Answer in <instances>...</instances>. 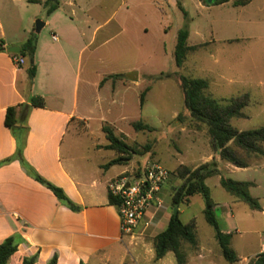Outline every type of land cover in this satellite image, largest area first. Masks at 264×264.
<instances>
[{
    "label": "crops",
    "instance_id": "obj_1",
    "mask_svg": "<svg viewBox=\"0 0 264 264\" xmlns=\"http://www.w3.org/2000/svg\"><path fill=\"white\" fill-rule=\"evenodd\" d=\"M7 1L17 6L15 12L5 18V26L0 17V41L4 49L0 52V163L9 160L0 166V243L14 235L25 241L18 246L8 264H22L24 258L34 255L37 256L35 264H47L55 254L56 264H176L172 253L155 261L152 245L146 251L135 246V234L131 238H123L117 207L108 203L107 184L122 174L137 177L141 167L129 165L133 154L127 162L106 167L110 161L122 156L105 149L108 141L102 129L111 128L114 135L125 142L127 137L121 132L120 123L128 118L122 113L128 103L132 104V111L142 110L143 98H140L149 91L146 87L141 94L138 92L129 100L128 92L117 90L115 84L109 85L108 81L125 78L131 86L138 87L146 75L140 74L135 67L127 69L121 77L96 71L94 83L91 82L89 61L94 53L86 54L100 26L91 30L85 13L87 10L83 7L85 0L79 3L60 0L58 8L41 19L42 22L36 21L35 25L34 20L46 13L42 4L45 0H34L39 3L0 0V9H5ZM30 5L39 10L31 12ZM20 6L25 8L24 11H20ZM79 12L82 16H78ZM37 24L40 25L38 33L35 32ZM116 27L118 31L114 36L126 33L121 24ZM45 31L48 33L46 36L43 35ZM31 33H41L33 55L35 74L32 79L27 71L28 59L22 58L24 63L16 66L8 52L12 47L21 51ZM190 36L188 32L190 53L206 49L207 43H189ZM129 39L135 42L137 34ZM185 67L190 72L198 68L203 76L211 73L199 66L196 60H189ZM208 79L205 77L203 80L209 86ZM33 96L43 98L44 106L31 109L25 120L27 132L22 158L41 178L62 189L67 198L80 208L77 212L60 203L47 187L30 177L14 159L17 143L5 126L6 110L28 103ZM19 116L18 109L17 118ZM81 135L94 137L83 152L76 147ZM106 152L114 153L109 160L103 157ZM212 160L221 161L215 153L204 162ZM164 187L160 193L161 203L162 196H165L162 195ZM223 207L226 209L220 216L224 223L223 231L231 236L227 225L234 216L227 203ZM170 214L171 206L162 207L161 204L149 210L141 224L148 223V227L159 229L160 233L167 226ZM195 235L196 246L185 251L186 264H230L223 258L221 250L209 242L199 241ZM246 244L248 249H255L247 257L240 255L230 242V248L238 258L233 264H248L264 252L262 237L253 245L249 241Z\"/></svg>",
    "mask_w": 264,
    "mask_h": 264
},
{
    "label": "rangeland",
    "instance_id": "obj_2",
    "mask_svg": "<svg viewBox=\"0 0 264 264\" xmlns=\"http://www.w3.org/2000/svg\"><path fill=\"white\" fill-rule=\"evenodd\" d=\"M75 1L79 3L80 0ZM236 1L243 0H227L224 4H218L217 0L84 1L91 30L100 26L86 54L94 53L89 61L91 82L94 83L96 71L120 76L132 67L148 76H144L138 87L131 86L125 78H111L108 82L109 85L114 83L117 90L128 92L129 100L149 87V91L142 96V110L134 112L132 104H127L122 114L128 119L120 123V130L127 137L124 141L136 151L129 163L131 167L140 165L142 168L148 159L169 172V179L163 186L162 195L165 196H162V207L170 205L173 189L182 183L176 175L177 171L181 167L193 170L215 154L206 125L192 120L184 106L181 76L210 78L204 94L220 101L222 106L232 99L243 101L247 96V105L239 116L230 118L229 125L240 132L264 130V0H249L245 5L235 6ZM5 5L4 10L0 9L4 26L7 23L5 18L13 14L17 6L9 1ZM19 8L20 11L25 9L23 6ZM29 9L35 13L39 10L31 5ZM78 16H82V12ZM44 18H47L46 13L36 18L34 25ZM118 24L125 28L126 33L114 36ZM182 29L191 34L189 43H207V47L187 53L183 66L176 68L173 52L177 33ZM46 34V31L43 32L44 36ZM134 34L138 37L135 42L129 39ZM40 36L41 33L36 35L37 38ZM189 60H196L199 66L209 69L210 76H203L198 68L192 72L185 69ZM136 122L153 131H135L133 123ZM93 138L81 135L76 147L83 152ZM229 146L248 167L237 168L220 159L216 162L219 174L207 178L204 184L214 205L218 228L227 237L229 247L232 241L240 255L248 256L255 249H248L246 241L253 245L255 240L264 238V158L248 154L233 144ZM113 154L106 152L103 157L109 160ZM221 178L246 184L243 194L253 199L260 209H252L242 200L243 195L227 192L220 184ZM226 203L234 216L227 225L231 236L224 233V223L220 220L222 212L226 211L223 207ZM203 209V199L195 196L189 206L180 208V219L183 223L194 219L199 241L209 242L220 250L214 239V229L205 222ZM158 232L159 229L145 228L141 224L135 232V246L146 251ZM182 249L185 252L191 247L184 243Z\"/></svg>",
    "mask_w": 264,
    "mask_h": 264
},
{
    "label": "trees",
    "instance_id": "obj_3",
    "mask_svg": "<svg viewBox=\"0 0 264 264\" xmlns=\"http://www.w3.org/2000/svg\"><path fill=\"white\" fill-rule=\"evenodd\" d=\"M217 1L218 4L227 2V0ZM248 1L249 0L236 1L234 2V5H245ZM30 3H39V1L32 0ZM42 4L45 8L46 15L51 14L58 8V0H45ZM187 39V30H179L176 36V44L173 52V59L176 68H181L183 66L187 53L192 49L187 46ZM36 41V35L31 33L21 46L20 53L18 55L11 54L15 57L28 59L29 67L27 71L30 79H32L35 74L33 55ZM3 51L2 42L0 41V52ZM180 87L183 93L184 106L188 111L190 118L206 125L208 134L211 138L212 147L220 159L237 168L248 167L247 163L239 160L229 144H233L235 147L248 154L259 155L264 158V150L262 149V144H264L263 129L240 132L229 125L230 118L239 116L240 111L247 105V96H244L243 101L232 99L229 100L227 105L222 106L220 101L207 97L204 94V91L208 88V82L206 80L190 79L181 76ZM43 106V98L33 96L29 99L28 103L17 107H10L6 110L4 123L12 132L17 143V150L14 159L20 162L30 177L41 185L47 187L60 203L68 209L77 212L80 208L67 198L62 189L41 178L22 158V148L24 146V138L27 132L25 120L31 109L42 108ZM18 109L20 111V116L17 118ZM133 128L135 131H153V129L141 122L134 123ZM102 130L108 141V145L105 146V149L114 151L122 156L110 161L106 167L129 161L132 154H135L136 151L117 138L111 128L104 127ZM8 161L9 160H6L0 163V166ZM218 174L219 170L215 160L205 163L193 170L181 167L177 171L176 175L182 183L177 188H174L170 195L171 214L167 226L153 238L152 247L155 261L162 259L167 253H172L176 264H186V253L183 251L182 245L187 243L191 248L196 246V222L195 220H191L188 223H183L180 219V208L182 206H187L190 198L196 195L200 196L204 201V219L206 223L214 229L215 239L219 245L223 258L230 264L238 261L234 251L229 247L227 237L223 236L218 228V222L213 213L214 205L209 198L208 189L204 184V181L207 178ZM220 184L230 194L237 196L243 195L242 200L252 209H260L253 199L243 194L242 189L246 184L224 178H221ZM108 203L110 205H117L118 200L108 193ZM24 242L25 241L20 236L14 235L0 243V264H8L10 258L16 253L18 246ZM36 259V255L24 258L22 264H35ZM56 263L57 255L55 254L47 264ZM248 264H264V252L250 260Z\"/></svg>",
    "mask_w": 264,
    "mask_h": 264
},
{
    "label": "built area",
    "instance_id": "obj_4",
    "mask_svg": "<svg viewBox=\"0 0 264 264\" xmlns=\"http://www.w3.org/2000/svg\"><path fill=\"white\" fill-rule=\"evenodd\" d=\"M12 61L16 66L24 63L15 56ZM169 175L159 164L148 161L137 177L122 174L107 184L109 194L118 200L116 207L123 238L134 236L146 213L161 205L160 193ZM144 227L147 228L148 223H144Z\"/></svg>",
    "mask_w": 264,
    "mask_h": 264
},
{
    "label": "water",
    "instance_id": "obj_5",
    "mask_svg": "<svg viewBox=\"0 0 264 264\" xmlns=\"http://www.w3.org/2000/svg\"><path fill=\"white\" fill-rule=\"evenodd\" d=\"M39 27H40V25L39 24H37L36 25V33H38V29H39ZM8 52L9 53H11V54H16V55H18L19 53H20V48H18V47H12V48H9L8 49Z\"/></svg>",
    "mask_w": 264,
    "mask_h": 264
}]
</instances>
